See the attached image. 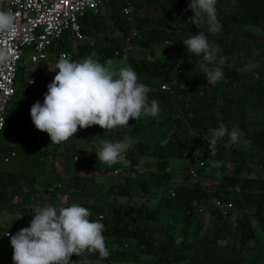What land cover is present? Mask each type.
Here are the masks:
<instances>
[{"label": "trees", "instance_id": "16d2710c", "mask_svg": "<svg viewBox=\"0 0 264 264\" xmlns=\"http://www.w3.org/2000/svg\"><path fill=\"white\" fill-rule=\"evenodd\" d=\"M190 2L191 0H134L135 9L143 13V17L134 13V26L138 30L147 29V33L143 37L141 34L135 37L132 45L135 43L140 47L139 49L148 50L151 57L132 60L127 66L137 73L139 82L149 87L151 96L153 98L155 96L162 103L163 110L156 117L142 116L137 121L130 119L129 126L108 133H105V130L98 125H93L78 130L75 136L64 143L49 145L50 137L47 133L37 130L32 122L28 127L30 109L35 100L23 98L18 108L13 101L17 94L15 87L19 79L17 75L14 83L16 92L7 107V124L0 134L14 140L15 152L18 153L6 166L20 167L22 170L0 167V211L5 209L13 214L18 210L16 207L19 204L13 202L16 197L19 198L20 210H22L40 199L58 200L61 195H67L66 206L78 203L88 208L89 219L92 221L98 220V216L103 217L100 222L105 226L103 235L110 252L108 260L105 259L107 261L105 264L115 263L109 260L111 256L118 260L116 263L122 264L128 262L134 264L177 263L178 256L183 252L176 250L175 244H171L168 237L172 238L171 232L177 225L184 235H187L193 227L191 222L195 215L191 206L193 201L202 202L211 209L209 201L213 196H228L234 201L238 210L264 216V71L258 67L249 70L248 74L238 75L234 69L238 62L228 58L237 50L233 28L242 33L239 27L244 31L243 25L246 24L263 32L260 39L242 33L255 42L253 46L247 45V50L253 48L261 52L256 58L253 53L249 54L244 63L239 66L244 68V64L245 66L256 64L259 59L264 62V45L260 44L264 43V0H217L215 7L220 30L216 34L208 32V25L204 18L197 26L188 22V18L194 15L188 9ZM155 11L163 12L164 19L160 21L159 26L161 28L164 24L168 26L165 28L171 30L170 35L176 41L175 46H168L164 50V54L178 47L179 58L162 59L156 56L158 50H155L154 46L161 42L166 44L172 40L169 39L170 35L162 30L157 32L149 29L154 21L153 18H149V14ZM89 13L92 20H89V16L83 20L82 32L86 39L90 37L91 40L79 43L78 52L71 58L73 61H80L90 56L92 52H96L97 56L94 59L108 66L114 59L115 51L126 46L124 38L130 34L132 25L118 10H113L105 17L102 12ZM175 14L177 18L174 17ZM199 32H203L214 46L225 47L224 51L219 50L217 60L208 65L221 66L225 73V78L213 85L207 82L206 73L200 67L204 63L202 56L195 57L191 53L188 54L182 42ZM61 39L53 41L48 51L49 55L53 53L58 56L61 52H66L61 46L55 47V43ZM93 39L95 42L92 43ZM178 59L181 62L173 61ZM177 67L182 70V73L176 76L178 84L174 86L173 91L166 92L158 89L162 83L172 80ZM43 69L44 72L47 71L45 63ZM240 77L248 78L252 83L242 84L247 96L245 95V99L237 100L233 97L230 88L238 86L232 79ZM227 80L230 82L228 83ZM156 81H159V85H155ZM182 84L184 87L181 86ZM156 89L158 91L155 93ZM32 90L36 89L32 87ZM46 92L44 91V94ZM177 94L186 95L180 112L173 101ZM30 101L33 103L29 104ZM260 118L261 124L257 127V120ZM220 124L225 125L229 132L234 127L247 130L248 127L255 126V129L244 134L242 143L238 139L235 144L226 146L229 137L225 136L217 142L216 153L213 155L208 142L203 137H210V130L219 127ZM92 131H96L102 139L121 141L127 135L136 141L125 156L123 183L99 184L95 179V173L98 170L94 168L93 158L89 157L85 150L77 151L75 142L81 140L73 138L79 133L86 132L89 133L90 139H96L95 132ZM191 132L198 134V142L190 140ZM95 142L100 145L99 141ZM34 144H37L39 149L52 148L58 168L46 166V161L33 158ZM86 147L92 151L98 149L93 147L92 143ZM78 156L79 159L76 160ZM68 157L74 164L73 176L70 175V169L66 163ZM87 158H92L90 168L95 171L94 174L90 171V176L81 177L79 175L85 174L90 166ZM181 159L186 161L189 168L190 164H194L197 160L202 162L203 164L198 167L201 177L215 170L219 177L216 181L203 180L211 184V189L215 193L202 187L174 186L173 179L179 178L183 172L180 167L174 168V163ZM210 161L213 163L212 166H209ZM51 163L53 165V161ZM144 167H152L153 170H142ZM49 169L52 170L51 174L47 172ZM56 170H63L64 175L60 176ZM230 172L232 176L229 175ZM240 192L245 194L247 201V205L243 207H240L238 196ZM134 194L141 195L143 202L140 205L122 202L127 198L135 197ZM211 220L220 224L226 222L215 211H211ZM24 221L26 220H22L21 226ZM240 222L242 224V221ZM27 224L28 222L25 227H28ZM164 226L168 227L167 233ZM13 228L15 227H12L9 236H5V233L3 238H0V255L3 251L6 253L5 256L3 255L4 264H13V249L9 237L22 229V227L16 230ZM159 229H162L163 239L153 234ZM160 245L163 246L160 247ZM80 259L75 254L71 257L73 262ZM98 259V254L89 257L90 261Z\"/></svg>", "mask_w": 264, "mask_h": 264}, {"label": "clouds", "instance_id": "9594fccd", "mask_svg": "<svg viewBox=\"0 0 264 264\" xmlns=\"http://www.w3.org/2000/svg\"><path fill=\"white\" fill-rule=\"evenodd\" d=\"M107 1L109 2V0H103V5L96 10H91V12L100 13L101 10L104 12L103 9ZM216 2L217 0H191L188 4V9L194 15L188 18V22L197 26L200 20L204 18L206 19L209 33L216 34L219 32L220 24L217 19ZM130 4V12L126 14L124 11L129 7L127 2L121 14L132 25V30L133 28L137 30V36H139V30L134 26L135 10L132 3ZM82 21L80 20V25H82ZM15 29V14L10 9L4 10L0 8V34L11 33ZM66 32H70L72 35V31ZM131 34L132 31L124 38L125 45L126 39ZM132 41L128 47L127 58L123 59L121 57L123 50L126 48L125 46L123 49L116 50L120 52V56L116 57L114 54L112 61H117L121 58L119 61L128 62ZM182 42L188 54L191 53L195 57L202 56L204 63L200 67L206 73L209 84H215L225 78V73L219 66L215 68L208 67V65L217 60L219 48L210 43L203 32H199L195 36H189ZM48 51H50V48ZM61 53V56L60 54L58 55L57 63L54 62L53 71L56 72V75L47 85V88L44 86L43 79L48 72V68L44 72L43 64L45 63L48 66L52 63L49 61L51 55H48V60L39 63H33L28 59V63L31 62L38 65L34 78L29 83L30 90L33 91L32 87L35 88L38 85L36 92L44 93V91H47L44 94V98L35 100L34 103L33 101L29 102V104L33 103L29 119L37 130L48 134L50 137L49 145L64 143L75 136L78 130L86 129L93 125H98L105 130V133H108L115 129L129 126L130 119L137 121L142 116L156 117L163 110L162 103L155 96L154 98L151 96L149 87L139 82L137 73L130 66H127L128 64H123L121 67L113 69L111 68L112 61L106 66L100 63L98 59H94L97 56L96 52H92L90 56L80 61H73L71 52ZM6 59L7 54L4 51H0V63ZM173 61L181 62L179 59ZM246 67L248 70H252L256 65L249 64ZM181 73L182 70L177 67L172 80L162 83L158 86V89L172 92L174 86L178 84L176 76ZM181 86L184 87L183 84ZM158 89H156L155 93ZM0 127H4V121L0 124ZM92 132H95L96 139L89 138V140L100 142V147L95 150L98 162L108 166L118 163L119 167L121 163H124L127 151L136 143L132 137L127 135L121 141H111L100 138L96 131ZM210 133V137L204 136L203 138L208 142L209 149L213 155L216 153L217 142L225 136L229 137L228 145L226 146L235 144L238 139L241 140V143L243 141L241 128L234 127L229 132L225 125L220 124L219 127L211 129ZM81 134L88 136L89 133L84 132ZM12 152H15V150L3 156L11 155ZM78 159L79 156L76 160ZM6 164L2 166H6ZM202 164L201 162L200 165ZM189 169L190 178L193 179V182L182 184L181 187H202L211 193H215L211 189L210 183L201 180L198 168L190 165ZM123 172L122 170L120 174ZM192 172H195L196 176ZM209 202L211 209H208L202 202L193 201L191 206L194 214L211 216V212L208 211L211 210L217 212L224 220L237 209L234 201L229 199L228 196H213ZM33 213L30 225L10 236V245L13 249V264H93L89 257L94 254H98L99 257L95 264H100V261L108 258L110 252L106 245V238L103 235L105 226L100 222L103 219L102 216L98 220L92 221L89 219L90 211L88 208L78 203L65 206L63 202H61L60 206L38 207ZM164 228L167 233L166 226ZM159 230L162 236V229ZM155 236L159 238L158 235ZM168 238L171 244H175L173 236V239ZM180 250L182 252L183 248L178 251ZM183 251L188 252L186 250ZM73 254L81 259L73 262L71 260Z\"/></svg>", "mask_w": 264, "mask_h": 264}, {"label": "rangeland", "instance_id": "374dc122", "mask_svg": "<svg viewBox=\"0 0 264 264\" xmlns=\"http://www.w3.org/2000/svg\"><path fill=\"white\" fill-rule=\"evenodd\" d=\"M179 1H182V0H179ZM131 3H132L133 8L135 10L134 13L136 12L137 16L143 17V13L135 9L134 0H131ZM126 5H127V0H109V2L107 1L106 4H105V7L103 9L104 12L102 11L103 17L108 16V14H110L113 10H118V11L121 12L123 10L124 6H126ZM105 12H107V13H105ZM90 14L91 13L88 14L89 20H92V17L90 16ZM174 17L177 18V15L175 14ZM149 18H153L154 19L152 25H150V27H149V29H151V30H155L157 32H158V30L164 31V28L168 27L165 24H164L163 28H161L159 26L160 21L162 19H164L163 12H161V11H155L152 14L150 13L149 14ZM82 25H84L83 21H82ZM243 27H244V31L245 32H249V33L257 35V36L263 35L262 34L263 32L260 31L258 28L254 27V26L252 27V26H248V25L245 24V25H243ZM131 31H132V29H131ZM164 32H166L169 35L171 34L169 28H166ZM146 33H147V29H145V28H143L141 30L139 29V34H141V37L145 36ZM117 36H119V35H117ZM233 36L236 37L237 50H235L230 55L231 57H228V58L229 59L231 58L230 60H232L233 62H238L237 63L238 65H235V68H234L238 75H241L242 73L248 74L249 70L245 66V64H244V68L240 67L239 64L244 63L243 61L245 60V58H247V56L249 54L253 53L254 57L256 58L261 51L254 50L253 48H248V50H247L246 46L249 45V44L253 46L255 44V42L250 40V39H248L242 33L238 32V30L236 28H233ZM169 37H170L169 39L172 40L173 42L170 41L169 43H166V44H163L161 42L159 45L154 46L156 48L155 50H158L157 53H156V56L159 55V57H161L162 59H165V58H168V59L179 58L180 57V53H179L178 47H176V50H175V48H173L172 50L169 51V53L164 54V50L167 49L168 46H175V44H176V41L174 40V37L171 36V35ZM88 38L87 39L85 38L82 42L91 40L90 37H88ZM94 40L95 39L92 40V43L95 42ZM79 43H81V42L75 41L73 39V37H72L70 32H66L63 35L61 41L55 43V47L61 46V48L64 51L71 52L74 55L76 52H78L77 51V46H78ZM260 44L264 45V43H260ZM217 47L219 48V50H222V51L225 50V47H223V46H217ZM139 48L140 47L137 44H135V43L132 45V47L130 48V57L128 59V62H126L125 64H130V61H132V60L148 59V58L151 57V55L148 52V50L143 51V50H141ZM30 53H31V48H29V47L25 48V54L23 55V59L19 63V74H18L19 79H18V81L16 82V85H15L16 90H17V94L13 98V101H15V104H16L17 108H18L19 103L23 100V98H30L31 100H38V99L44 98V93L43 92H36L34 90L30 91V87H29L30 80L32 78H34V74H35V72H36V70L38 68V65H36V64H33L31 62L27 63L28 59H29V56H30ZM258 58H260V57H258ZM50 59L51 60L54 59V54L53 53L51 54ZM111 64H112L111 65L112 68H119V67H121L123 65V63L120 62V61H112ZM231 64H232V62H231ZM255 65H256V67H255L256 69L258 67H260V69L262 68L263 71H264V62H262V59H259L258 61H256ZM54 66H55L54 62H52L51 64L48 65V72L45 74L44 79H43L45 88H47V85L54 79V76L56 75V72L53 71L54 70ZM208 67L209 68H215L217 66H208ZM219 67L221 68V66H219ZM232 81H234L236 84H238V86L230 88L231 91H232V95H234L233 97L235 99H237V100L245 99L246 98L245 95L247 96V94L244 92L245 89L242 86V84L243 85H248V84H251L252 81L250 79H248V78H242V77H240L239 79H236V78L232 79ZM227 82L229 83L230 81L227 80ZM155 85H159V81H156ZM211 85H213V84H211ZM37 88H38V85L35 88H33V89H37ZM185 98H186V95H182V94H177L173 98V101L175 103L176 109L179 112L182 109V103H183ZM257 123H258L257 127H259L260 124H261V118L257 120ZM29 126H31V121H30V124L28 125V127ZM254 129H255V126H250V127H248L247 130L241 129L242 130V133H241L242 137L244 136L245 133L251 132ZM73 139L81 140V141H76L75 142L77 151L85 150V151L88 152L89 155H92V158L94 160V164L93 165H94L95 170L102 169V170H110V171H112V173L109 172V175H106L107 177H95L96 181L99 184L107 185V184H110L111 181H112V183L115 182L117 184L123 183L124 176H125L124 172L122 174L119 173L120 175L119 174L116 175L114 173V171H113L114 167H115L114 165H112V166H108V165H106V166H98L99 162H98V159H97L95 151H92L89 147H86L89 143H92L93 147L99 148L100 147L99 144H97L95 141L89 140V137L86 134L83 135L81 133L77 134V136L75 138H73ZM190 140L193 141V142H198L199 141L198 134L196 132H191ZM14 145H15V142H14V140L12 138H5L2 133L0 134V155L3 156V155H6V154L10 153L12 150H16V147L14 148ZM54 153L55 152H54V150L52 148L39 149V146L37 144H34L32 157L33 158L42 159V161H46V162L53 161L55 164H57V162L55 160V157H54ZM16 154H18V153L16 152ZM45 156H46V158H45ZM5 157H7V156H5ZM20 158H23V157L20 156ZM92 158H87V160L90 161V166L88 165L89 169H87L85 174L79 175V176H81V177L90 176L91 175L90 171L94 174L95 170L92 171V169L90 168L91 164H92ZM66 163H68V168L70 169V171H69L70 175L73 176L75 174L74 164L71 161H69V157L67 158ZM200 163L201 162H199V160H197L194 164L191 163L190 165L198 168L200 166ZM212 164L213 163L210 161L209 162V166H212ZM125 167H126V164L122 163L121 169L125 170L124 169ZM179 167L183 170V172H181V174L179 175V178H177L176 180L173 179V182L175 184L174 186L181 187L182 184H190V183H192L193 179L190 178V173H188L189 172V165L186 164V161L183 160V159L176 161L174 163V168H179ZM3 168H5V169L9 168L11 170H22L20 167L4 166ZM119 168H120V166H119ZM142 170L152 171L153 168L144 167ZM56 171L58 172V174L60 176L64 175L63 170H56ZM47 172L49 174H51L52 170L49 169ZM98 176H100V175H98ZM132 176H133V174H132ZM218 178L219 177H218V174L216 173V171L212 170L209 173H207L206 175H202L201 180L216 181ZM79 182L81 183V180ZM211 183L214 185L213 182H211ZM133 196H135V197L127 198L125 200H122V202L124 204H129V205H140L143 202V199H142L141 195L134 194ZM40 200H38L37 203H31L27 207H24V208H22V210H20L19 198L16 197L15 200L13 199V202H14V204H17V203L19 204V206L16 207L18 210H16L13 214H10L9 211H7L5 209L1 210L0 211V238L2 239L3 236L5 235V233L6 234L7 233L11 234L12 227H15V228H13L14 230H16V228L21 227V224H22L21 222L24 219L28 222V224H30V221L32 220L33 215H34L33 212L38 207H44V206H48V205L60 206L61 202H63L64 205L66 206L67 195H61V197L58 200H53V199L52 200H50V199L47 200L46 199V200H41V201ZM208 211L211 212V210H208ZM97 218L99 219L100 216H98ZM263 222H264V218H263ZM18 224H20V225L18 226ZM166 229L168 230L167 226H166ZM192 230H193V227L190 228V232ZM153 234L154 235H158L159 238L162 239L160 230L153 232ZM171 235L174 238V242H175V246L176 247L182 248V246L185 245L184 244V242H185L184 234L180 231L179 225H177L176 229L173 232H171ZM5 236H7V235H5ZM263 238H264V236L260 235V239L263 240ZM162 246L160 245V247H162ZM186 247H189V246H186ZM218 247L220 248L221 251H223V250L226 251V253H222V255L225 258H227L228 260H230L231 263L234 264V262H237V261L239 263L246 262V260L244 259L243 253L241 251H234L233 249L228 248V247L223 246V245L222 246H218ZM260 250L263 252L262 248ZM183 254L188 255L187 252H183ZM183 254H180V255H183ZM3 255L4 256L6 255V253L4 251H3V253L1 252V255H0V264H4L5 258H4ZM246 258L249 260V262L251 264H261L264 261L263 260V258H264L263 254H262V256H255V255H252V254H248V255H246ZM106 260H108V259H106ZM109 260L115 261L114 264H122V263H119V262L116 263V261H118V260L115 259V257H113V256L109 257ZM95 261L96 260H92L93 264H95ZM105 262H107V261H105V260L104 261H100V264H105ZM124 264H134V263L128 262V263H124ZM245 264H248V262H246Z\"/></svg>", "mask_w": 264, "mask_h": 264}, {"label": "built area", "instance_id": "2783aa9c", "mask_svg": "<svg viewBox=\"0 0 264 264\" xmlns=\"http://www.w3.org/2000/svg\"><path fill=\"white\" fill-rule=\"evenodd\" d=\"M127 2L129 7L124 10L126 14L131 10V0ZM102 5L103 0H0V8L10 9L16 16L15 31L0 34V51L7 54V59L0 63V124L4 121L0 132L7 124V107L16 92L14 83L25 48L32 49L29 60L39 63L48 60L51 44L60 39L66 31H72L73 39L82 42L86 37L82 32V25L79 24L80 20H84L91 10H96ZM137 35V30L133 28L121 54L123 59L127 58L129 44ZM115 56H120V52L116 51ZM15 156L16 152L7 157L0 156V166ZM121 164L114 172L116 175L122 172ZM192 173L196 176L195 172Z\"/></svg>", "mask_w": 264, "mask_h": 264}, {"label": "flooded vegetation", "instance_id": "af4514ba", "mask_svg": "<svg viewBox=\"0 0 264 264\" xmlns=\"http://www.w3.org/2000/svg\"><path fill=\"white\" fill-rule=\"evenodd\" d=\"M229 175L232 176V172ZM244 195L242 192L238 194L240 207L247 205ZM263 218L264 216L253 215L250 211L236 209L224 219L226 221L224 224H220L217 221H212L210 215L195 214L191 220L193 230L191 232L189 230L188 234L184 235V244L190 246L196 242H208L217 246L223 245L234 251H241L246 262L251 264L246 255H264V238L260 239V235L264 236ZM185 245L182 248L186 247ZM175 248L176 250L180 249L176 246ZM261 248L263 252L260 250ZM182 252L184 251L182 250ZM187 253L188 255L178 256V262L175 264H188L193 253L190 251ZM234 264H239V262H234Z\"/></svg>", "mask_w": 264, "mask_h": 264}, {"label": "water", "instance_id": "95a60500", "mask_svg": "<svg viewBox=\"0 0 264 264\" xmlns=\"http://www.w3.org/2000/svg\"><path fill=\"white\" fill-rule=\"evenodd\" d=\"M239 30L255 39L262 38L261 36H255L249 32L243 31L241 27H239ZM183 250L193 253L188 264H233L222 255V253H226V251H221L217 245L212 243L196 242L195 244H191L189 247H184ZM239 264H245V262H241Z\"/></svg>", "mask_w": 264, "mask_h": 264}, {"label": "crops", "instance_id": "0c3cea01", "mask_svg": "<svg viewBox=\"0 0 264 264\" xmlns=\"http://www.w3.org/2000/svg\"><path fill=\"white\" fill-rule=\"evenodd\" d=\"M100 12H102V10H101ZM31 52H32V49H31ZM30 54H31V53H30ZM58 59H59V57H58L57 55L54 54V59H53V60L49 59V61L57 63L56 61H58ZM117 61H119V60H117ZM120 62H122L123 64L125 63V61H120ZM27 63H28V62H27ZM45 65H46V64H45ZM46 67L48 68L47 65H46ZM89 157H92V155H89ZM45 164H46V166H52L53 168H58V163L55 164V163L53 162V165H52L51 161H48V162H46ZM105 165H106V164L98 163V166H105ZM114 166H115V167H114V170H113V171H115V170L118 169V163L115 164ZM151 168H152V167H151ZM109 172L112 173V171H110V170H102V169H99L98 171H96V173H95V177H107L106 175H109ZM97 174L100 175V176H98ZM110 184H112V181H111ZM23 223H24L23 226H21L22 228L25 227V224L27 223V221H24ZM29 225H30V224H27V226H29ZM0 243H1V242H0Z\"/></svg>", "mask_w": 264, "mask_h": 264}]
</instances>
